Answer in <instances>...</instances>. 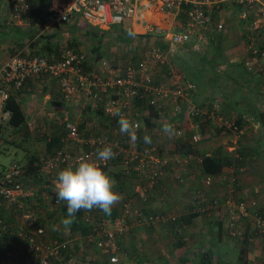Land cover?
Segmentation results:
<instances>
[{
  "label": "built area",
  "instance_id": "1",
  "mask_svg": "<svg viewBox=\"0 0 264 264\" xmlns=\"http://www.w3.org/2000/svg\"><path fill=\"white\" fill-rule=\"evenodd\" d=\"M8 1L13 6L14 23L22 24L29 0ZM223 2H234L244 8L242 15L248 18V23L245 44L247 57L243 65L249 73L260 74L264 78V0H50L39 36L53 27L73 28L82 33H103L116 25L122 27L125 20H130L132 32L150 35L167 48L163 50L160 45L153 43L136 63L128 61L110 65L104 57L89 56L67 46L61 48L57 56L52 52L44 53L47 57L38 50L31 51L30 43H27L0 62V130L10 118L9 111L4 110L5 102L30 78L53 80L66 106L78 110L80 114L85 111L95 115L100 111L103 117L116 120V134L90 135L80 131V122L76 119L56 112L54 122L64 129V134L60 135L61 146L48 156L41 157L39 167L31 176L26 175V168L17 161L0 170V234L7 231L14 233L25 247L23 252H18L13 246L14 249L5 253L0 264H25L27 259L34 264H75L72 257L66 258L70 254L67 241L48 236L45 228L38 223L36 216L39 204L35 200L40 195L38 198L52 200L53 204L58 205L53 191L58 171L74 165L81 157L95 160L97 148L111 145L116 153L115 158L106 164L98 163L111 168L118 167L122 175L145 181L136 186L141 199L146 198L147 188L158 186L161 178L167 175L177 184L184 182V175L179 168H186L195 157L191 154L178 156L173 160V165L172 159L161 153L155 140L150 144L137 140L133 144L128 136L119 132V117L114 115L117 109L134 123H139L138 136L139 131L145 129L141 115L147 114L145 109H137L135 103L138 101L144 106L156 108L159 122L172 121L176 138H185L188 128L192 132L190 136L194 144L203 138L201 126L204 124H211L222 132H230L237 138L242 135L237 119L224 113L219 98L221 94L209 97L200 104L195 103V84L185 83L179 71L170 68L161 76L156 72L157 66L166 62L167 55H173L195 34L200 38L211 22V12ZM172 15L176 20L173 18L168 23L156 20L158 16ZM222 27L221 23L217 24L218 29ZM181 117H184L187 125L180 123ZM26 121L30 130L37 126L33 119ZM35 176H42L43 180L37 182ZM214 178L213 175H205L202 180L204 188H210ZM233 181L229 182L232 184ZM206 205L219 212V218L223 220L224 229L230 238L244 239L241 220L249 216L252 229L258 236H264V212L258 208L255 199L208 196L198 190L188 210H205ZM117 212L113 218H107L98 209L84 211L82 219L91 224L92 232L86 236L76 235L86 246L98 249L108 264L120 262L117 237L124 231L138 226L175 223L179 216L174 212H145L130 201L121 203ZM12 213L19 218L15 226L14 216L7 217ZM11 219L14 222L7 224ZM109 223L111 228L108 227ZM122 264L133 263L123 261Z\"/></svg>",
  "mask_w": 264,
  "mask_h": 264
},
{
  "label": "crops",
  "instance_id": "2",
  "mask_svg": "<svg viewBox=\"0 0 264 264\" xmlns=\"http://www.w3.org/2000/svg\"><path fill=\"white\" fill-rule=\"evenodd\" d=\"M243 10V7L234 2L221 3L219 8L213 9L210 14L211 22L206 29L207 34L204 31L205 37L213 47V52L208 56L206 55L207 58H212L211 61H207L208 66L212 67L216 62L221 63V65L227 63L230 66L234 63L240 64L244 69L245 74H239L238 77L242 78L240 82L234 80L236 72L230 69L226 75L228 81L226 87L231 89L230 94L225 93L222 86L219 88L222 91L218 93L221 94L219 98L222 101L224 113L237 119L243 133L237 138L230 132L216 130L215 126L210 124L207 131L201 130L203 138L196 145L200 155L219 153L225 162L221 174L214 178L210 192L207 193L208 196L216 194L221 197L231 196L234 199L253 198L257 201L258 208L264 212V78L260 74L249 73L243 65V61L247 57L245 44L247 41L246 25L248 23V18H244L242 15ZM174 17V15L159 16L156 20L164 24L172 21ZM174 19L176 20V18ZM218 23L223 25L221 29L217 28ZM65 28L53 27L51 33L49 32L45 38L42 37L43 34L38 35L40 30L34 37V41L42 37L40 44L44 43L51 49L56 48V46L59 47L56 44L57 34ZM67 29L71 30L72 28ZM114 29L112 28V30ZM83 34L93 41L99 39L97 35H92L89 32L84 31ZM143 37L153 40L151 37L146 38V35ZM204 39H202V35L200 38L193 37L191 41L179 48H187L186 46L191 42L203 41ZM217 41L218 48L215 50L214 43ZM95 45L98 46V43L95 42ZM194 47H196L195 44L192 49ZM6 51L0 52V62L9 56ZM58 53L54 54L57 56ZM199 57L206 60L203 56ZM176 69L183 75L185 83L195 84V89L201 86L198 77L202 76L200 69L198 72H189V76L187 69L184 71L183 69ZM210 70L213 69L210 68ZM223 71L226 73V69ZM206 82L210 84L212 78L208 76ZM233 89L240 92H235ZM241 90L243 91L241 92ZM19 95L18 99L22 104L26 120L33 119L35 122L37 121L36 118L42 117L41 114L45 112L42 109L46 105H49L48 107L51 109L49 111L53 113L56 112L54 108L58 102H61V106L65 105L57 84L51 79L31 78L24 85ZM196 96L194 102L199 104L206 101L208 97H212L206 94L199 100L200 102H196ZM66 109L70 110L71 108L66 106ZM87 113L81 112L80 123H86L85 114ZM91 115L93 119H96L93 113ZM180 120V123L187 125L184 117H181ZM170 122L175 127V124ZM164 123L162 121L151 130H143L150 137L152 136L151 140L157 142L161 148V153L170 157L173 165H175L173 160L184 155L175 150L178 138L175 136L169 138L162 131ZM186 134L191 135L192 132L187 128ZM194 157L195 159H192L186 168H179L185 178L182 184L173 182L167 175L161 178L158 186L147 188L148 194L145 199L139 198L137 200L138 198L135 197L136 199L133 198L134 200L130 202L136 208L147 212L171 211L178 212L179 216L196 215L186 222L180 220V223L133 227L127 231L125 239L122 236L118 238L120 242L118 248H124V245H127V249L133 254L132 258L135 264H264V236H258L257 232L252 229L251 216L241 220L247 237L239 240L230 238L224 229L222 234H219L215 223L219 217V212L212 209L210 205H206L205 210H198L197 213L188 210L196 192L202 189L204 178L199 167L200 156ZM110 168L111 166H109ZM232 179L234 181L231 184L229 181ZM130 182L129 186L133 187L135 192L137 183H145L144 180L136 177H132ZM115 190L119 192L116 188ZM119 193L122 197L121 192ZM14 247L18 252L25 250L22 241H18ZM124 262H126L125 259ZM103 263H105L104 256ZM25 264H34V262L27 259Z\"/></svg>",
  "mask_w": 264,
  "mask_h": 264
},
{
  "label": "rangeland",
  "instance_id": "3",
  "mask_svg": "<svg viewBox=\"0 0 264 264\" xmlns=\"http://www.w3.org/2000/svg\"><path fill=\"white\" fill-rule=\"evenodd\" d=\"M12 9L13 6L8 0H0V52L3 50H7L6 52L8 55L15 53L17 50H19V48H21L22 46H24L29 42L28 39L24 36L26 35L27 32L23 30L15 31L12 29L13 26L18 25L14 23L15 21L12 18L13 17ZM147 16L150 18L149 14ZM129 24H130V20H125L123 22L122 24L123 31H127ZM18 26L22 27L23 29L27 28V25L24 22H22V24H19ZM35 26L37 30L39 29L36 32V34H38L39 31L41 30V25H39L38 23ZM115 28L116 29L114 30L109 29L103 32L101 42H99L100 39L94 40L96 43H98V46L95 45V42L93 40L86 38L82 32H79L78 30H75L73 28L71 30L65 28V30L57 34L58 39L56 41V44H58L60 48L66 46L69 47V43L72 40L74 42L72 46L73 49H76L77 51L85 52L89 56L91 55L96 56L93 53V50L94 48L97 47L100 51V56L104 57L109 62L110 65H114V64H124L128 61L132 63H136L138 59L141 58L143 52L146 51V49L150 45H152L157 41L155 40L154 42V40H150V39H140L127 43L119 39V35L124 33L119 31L120 25H116ZM51 29L48 32L45 31L44 33H42L43 34L42 36H47L49 32L51 33ZM171 30L174 31V28H171ZM204 31L205 34H207L206 30ZM205 34L204 32H202V39H204ZM197 36L198 35L195 34L193 37L197 38ZM41 39L42 38L35 40L34 45L32 46L30 44L29 49L31 51L38 50V52H41L40 49H42V47L45 46L44 43L40 44ZM194 44L196 45V47L192 49V46ZM186 47L187 48L182 47L176 49L175 54L173 55H167V65H170V67L176 71H177L176 68L183 69V71L187 69L188 76H189V72L192 71L198 72V69L201 70L202 76L201 77L198 76L200 79L201 86H199L197 89L194 90V95H193V97L197 95L196 102H200L199 100H201V98L206 94L212 97L218 96L219 91H222L219 89L220 86H222L225 93L230 94L231 89L226 87L227 86L226 82H228L226 80V75L228 74L230 69H232L233 71L235 70L236 72V76L234 77V80H236V82H240L242 80L241 77L238 78L239 74H245V72L240 64L233 63L230 66V64L227 63L221 65V63L216 62V64H214L211 67L207 65V62L205 60L200 59L199 56H206V55L208 56V54H211L213 52V47H211V44L209 43V40L206 37L203 41L202 40L198 42L193 41ZM46 51L47 50L44 49L43 52L46 53ZM214 66H215V70H214ZM210 68H212L213 70H210ZM225 69H226L225 71L226 73H224L223 71ZM157 75L160 74L157 72ZM208 76L213 77V80L212 82H210V84L209 82H206ZM233 90H235V92L238 91L237 89H233ZM242 91L243 90H241V92ZM239 92L240 91H238V93ZM136 103L135 106L137 107V109L139 111H142V109ZM48 106L49 105H46L44 109L41 108L42 111L45 112L41 114L42 117H40V119L36 118L37 121L35 123L37 124V126L35 127L34 130H30L26 126L22 130L18 132H14L13 129L6 124V122L3 123L0 130V170L8 167L14 161H19L20 163H23L26 160L25 154H29L33 151L36 152L37 155L41 157L49 155L50 152H47V147L45 144L46 137L50 136L51 132H56V133L58 132L59 135L64 134L63 127L60 124L54 122L55 120L52 119L53 115H55L56 112H62V114H66V116L70 118L73 117L78 121V123L81 120L82 114H80L78 110L74 111V109L72 108L70 110L66 109V104L63 106L55 105L56 106L54 108L56 110V112H54L55 114L52 111L51 112L49 111L51 109ZM85 115L87 119L85 120L86 123H84L82 130H80L81 132L90 135L94 133H100V134L109 133V135L116 134L114 130L115 124L110 125V120H108L107 118L100 119L101 117L99 118L97 114H95L96 119H93L91 113H87ZM23 147L27 148L26 152L23 150ZM117 168L118 167H114L112 168V170L114 172L115 171L117 172L118 171ZM133 189L134 188L129 185L126 187V189H124V191L121 193L123 196L121 197L120 202L117 203L119 206L123 202H127V201L132 202L134 200L133 198L135 197L138 198L137 200H139L140 197L138 196V194H136L137 192H135ZM203 191L207 194L210 192V188H203ZM38 197H40V195H38ZM38 197L35 200L39 204L38 205L39 210L36 216L38 223L40 224V226L45 228L46 234L48 236H53L61 241L63 240L67 241L68 247L70 248L69 250L72 253L71 257L73 262L75 264H104L103 255L101 256V253H99L98 249L92 246H86V244L81 240V238H76V235L78 233L72 234L71 232H69L70 231L69 228L66 229L61 224V219L64 218L62 214V210L63 208H66L64 202L59 201V204L56 205L52 203V200L43 199L42 197L38 198ZM163 212H171V211H163ZM174 213L179 215L178 212H174ZM14 215H15L14 213L8 214L7 217L9 219L10 216H14ZM106 217L109 218L108 216ZM14 219L15 222L13 221L14 222L13 226L17 224L16 221L19 218L16 215L14 216ZM108 227L111 228L110 223L108 224ZM127 231H124L122 234L119 235V237L122 236L125 239V235ZM124 246H125L124 248L127 249V245ZM119 257L120 258L123 257V252L121 251V248L119 249ZM124 257L126 258V256ZM125 260L126 262H131L135 264L133 258L132 259L126 258Z\"/></svg>",
  "mask_w": 264,
  "mask_h": 264
},
{
  "label": "trees",
  "instance_id": "4",
  "mask_svg": "<svg viewBox=\"0 0 264 264\" xmlns=\"http://www.w3.org/2000/svg\"><path fill=\"white\" fill-rule=\"evenodd\" d=\"M49 5H50V0H30L29 5H28V10L26 11V13L23 14V22L27 25V28L22 29V27H20L18 25L12 27V29L15 31L23 30V31L27 32L26 35H24V36L28 39V41H29L28 43H30L31 46L34 45V37L36 36V32L39 30V29L37 30L35 25L38 23H39V25H41L45 21V17L48 14ZM122 28L123 27H120L119 31L124 32V33L119 35L120 40L125 41L127 43H130L132 41L144 39L143 36H145V34L144 35L135 34L134 38L128 36V32L131 30L130 24L128 26L127 31H123ZM87 32H89V31H87ZM89 33L92 35H94V34L97 35L100 39L99 42L102 41V33L94 32V31L89 32ZM42 37L45 38L47 36H42ZM147 37L150 38L151 36L146 35V38ZM152 39L155 42L156 39H154V38H152ZM73 43L74 42L71 40V42L69 43L70 48H72ZM155 44L160 45L163 48V50H165L167 48V46L165 44H162L161 41H156ZM217 44H218V41L214 43V47H215L214 49L215 50L218 48ZM44 45L45 46L42 47V49H40V51L45 56H47L46 54H49V52L58 53L60 51L59 50L60 48L57 46H56V48L51 49L48 46H46V44H44ZM44 49L47 50L46 54H44V52H43ZM73 50L77 51L76 49H73ZM93 53L96 55V57H100V51L97 47L94 48ZM203 57H205L206 62L211 61V59H212V58H207L206 56H203ZM133 61H135V60H133ZM170 68L171 67H170V65H167V60H166L165 63L159 64L157 66L156 72H158L161 75H165ZM85 69L88 70V67H85ZM210 77H212V76H210ZM212 80H213V77H212ZM26 83H27V81L25 82V84ZM23 87L20 90L13 92L10 95V97L7 99V101L5 102V105H4V110L9 111V113H10V118L8 119L6 124L8 126H10L14 132H18L27 126L26 116L24 114L22 104L20 103V100L18 99L20 97L19 94H20L21 90L23 89ZM208 99H209V97H208ZM60 103L61 102H58L57 105L61 106ZM136 104L142 110L145 109L147 112L146 116H144L143 114L141 115V117L143 119V126L145 129L151 130L153 127H156V125H158V123H160L159 122V116H158V110L156 108H154L153 106H143V105H141V102H139V101ZM95 114H98L99 118L101 117L100 119L105 118L102 116V113L100 111H98ZM108 120H110V125L116 124V120H114V119H108ZM83 125H84V122H81L79 124L80 130H82ZM208 126H209L208 124L202 125L201 126L202 130L207 131ZM216 130H218V129H216ZM144 134H145L144 130L141 129L139 131L140 140H143ZM60 137L61 136L58 134V132L57 133L51 132V135L46 137L45 144L47 147V152H50L49 154H51L56 147L61 146ZM23 150L26 152L27 148L23 147ZM175 150L177 153H179L181 155L182 154L183 155L191 154L193 156H196V155L200 156L199 167H200L201 174L204 176L205 175H213L215 177H218L222 172L223 166L225 165V162L219 153H217L216 155H214V154H212V155H206V154L200 155L199 150L197 148V145L192 142L190 134H186L185 138H178V142H176V145H175ZM40 158H41V156H38L37 153L33 151L29 154H25L26 160L23 163H20L19 161H17V162L22 164V166H24L26 168V171H25L26 175L31 176L34 173V171L39 167ZM100 166L102 167V169L105 172H107V174L111 178H113L115 180V182H116L115 188L117 190H119V192L122 193L124 191V189H126V187L131 184L130 180L134 176L127 177V176L122 175V172H120V171L114 172L111 168L109 169V165H101L100 164ZM35 179L37 182H41L43 180V177L42 176H39V177L35 176ZM203 188L204 187L202 186V189H201L202 191H203ZM117 206L120 208L119 205H117ZM118 207H113L111 214L110 215L105 214V216H108L109 218H113L118 213L117 212ZM83 212L84 211H81V212H78L76 214L75 222L69 227V230H70L69 232H71L72 234L78 233V234H81L83 236H86L92 232L91 224L84 222L82 219ZM145 212H147V211H145ZM62 214H63L64 218L67 216L66 208H63ZM194 215H196V214H194ZM194 215L191 214L188 216H182V215L178 216V219L175 223H178L180 220L183 222H186V221H188L189 218H191ZM217 218L218 219H216L215 223H216V226L218 227L217 229L219 230V234L221 235L222 231L224 229L223 220L219 217H217ZM12 222H13V219L8 220L7 224H12ZM8 229H10V228L8 227ZM244 232H245V235H244V239H245L247 237V233H246V231H244ZM118 238L119 237H117V245H118V243H120ZM18 241H20V240L17 238V236L14 235V233L7 231L6 233L2 232L0 234V260H2L4 258V255L7 251H11L14 249L13 246ZM119 249L120 248H118V254H119ZM121 251L123 252V257L126 256V258H128V259H132L133 254L128 249L121 248ZM71 255H72V253L70 252V254H68L66 256V258L67 257L70 258ZM126 258H124V259H126ZM119 259H120L119 264H122V262H123L122 260H124V259L122 257L121 258L119 257ZM104 264H108V262L105 260Z\"/></svg>",
  "mask_w": 264,
  "mask_h": 264
},
{
  "label": "clouds",
  "instance_id": "5",
  "mask_svg": "<svg viewBox=\"0 0 264 264\" xmlns=\"http://www.w3.org/2000/svg\"><path fill=\"white\" fill-rule=\"evenodd\" d=\"M128 36L134 38L131 30ZM114 115L118 116L119 132L129 137L135 144L140 138L139 123H134L117 109ZM162 131L173 137L176 130L173 124L165 122ZM143 142L150 144L151 137L145 133ZM116 153L111 145H104L96 149V159L79 158L74 165H68L57 173L53 191L56 200L63 201L66 205L67 216L61 219V224L67 229L74 222L78 212L98 209L106 215H110L114 205L120 202L121 195L115 190L116 182L105 172L99 162L107 163L115 158Z\"/></svg>",
  "mask_w": 264,
  "mask_h": 264
}]
</instances>
